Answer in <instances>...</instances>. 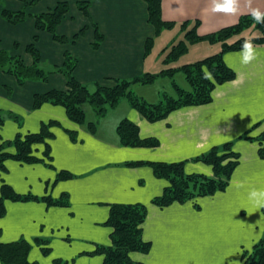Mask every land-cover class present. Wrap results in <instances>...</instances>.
I'll list each match as a JSON object with an SVG mask.
<instances>
[{
    "label": "crops",
    "instance_id": "1",
    "mask_svg": "<svg viewBox=\"0 0 264 264\" xmlns=\"http://www.w3.org/2000/svg\"><path fill=\"white\" fill-rule=\"evenodd\" d=\"M61 2L67 3L68 13L56 34L65 37L67 44L37 31L33 18ZM80 2L88 5L86 15L77 7ZM224 3L161 0V19L174 24L166 30L178 29L180 37V24L187 23L190 28L198 22L196 35L205 37L236 25L241 16L255 10L264 13V0H236L231 12L222 10ZM2 8L19 11L24 5L20 0H0V12ZM25 9V21L16 25L4 21L0 13V51L30 67L33 59L27 47L33 44L40 58L38 67L48 76L45 82L19 85L15 77L0 71V144L18 135L37 134L50 121L58 126L50 128L53 137L47 141L49 161L21 164L8 159L3 163L0 190L5 184L15 194L35 199L3 202L0 243L24 240L30 245L27 259L36 264H102L103 256L94 252L97 247L111 245L112 230L105 225L110 207L142 204L146 215L141 238L149 249L129 254L135 264H244L243 256L264 237V156H259L256 141L244 138L264 133V46H251L248 62L244 60L245 49L222 55L225 66L235 76L214 88L209 104L179 108L154 123L130 107L121 120L134 123L141 139H154L158 145L123 147L117 134L113 140L97 135L99 121L92 122L95 128L90 132L87 126L71 122L63 107L44 103L35 109L33 102L36 95L67 89L64 76L55 71L63 66L65 54L75 61V80L91 92L96 86L111 87L115 81L157 74L146 59L161 34L155 36L148 23L144 1L40 0ZM149 39L153 45L146 51ZM203 43L209 45L204 48V57L182 65L221 50L220 44H198ZM227 143L232 144L238 161L223 191L184 203H152L168 183L155 176L149 163L183 162L185 174L212 177L208 164L193 159ZM8 151L12 153L13 149ZM43 152L41 145L33 154L42 159ZM135 162L143 164L125 165ZM60 172L68 173L70 178L57 181ZM43 198L66 204L49 205ZM44 247L49 250L47 254L43 253Z\"/></svg>",
    "mask_w": 264,
    "mask_h": 264
},
{
    "label": "trees",
    "instance_id": "2",
    "mask_svg": "<svg viewBox=\"0 0 264 264\" xmlns=\"http://www.w3.org/2000/svg\"><path fill=\"white\" fill-rule=\"evenodd\" d=\"M23 2L24 8L19 11L1 9V17L11 25H16L25 21L26 9L40 0ZM147 7V21L154 28L155 36H159L164 30L171 29L174 24L167 23L161 19V0H143ZM78 9L86 15L88 5L85 2L77 4ZM68 13V5L65 2L58 3L49 12L34 15L35 29L44 31L52 35L53 40L60 44H67L65 37L56 34V28L60 25L63 17ZM189 24L183 23L179 27L183 31V39L171 45L165 65L175 63L187 53L189 46L206 41L210 44H220L221 50L215 55H211L192 64L179 67H168L157 74H143L127 81H115L111 87L96 86L94 91L80 84L73 77L75 61L65 54V61L61 68L55 69L62 74L66 81L65 91L52 90L42 95L34 97L33 107L37 109L44 103L59 105L64 108L67 118L74 124L81 126L85 122L83 106L89 104L95 120L98 122L109 109L115 108L120 101L126 100L129 106L135 110L142 118L149 123L163 120L169 113L182 107L201 106L209 104L212 100L211 93L215 87L234 79V72L225 66L222 55L229 51L244 49L247 42L251 46H264V21L257 22L253 14L241 16L236 25L224 28L218 32L198 37L196 29L198 22H194L190 28ZM247 35L246 37L244 35ZM76 36L72 39V41ZM99 38V37H98ZM97 40H100L97 39ZM33 42H36L34 37ZM97 43L93 45L95 48ZM153 45V40L146 42V51ZM27 52L31 55L33 63L26 67L19 58L11 57L6 51H0V71L15 77L19 85L26 81L45 82L48 73L43 72L39 67V54L34 45L27 47ZM176 72H181L188 84V90L181 89L174 84L177 91L176 97L163 96V99L150 104L137 97L130 89L133 84H152L157 77L173 76ZM2 119L0 117V124ZM58 126L54 121L43 124L37 134L18 135L12 141H4L0 144V171L4 170L5 160L12 159L21 164H37L50 160V150L47 141L53 137L50 128ZM95 123L89 125L88 129L93 132ZM116 134L119 143L123 147L131 148H153L158 145L154 139H141L138 127L128 121L121 120L116 127ZM247 140L256 141L259 145L258 154L264 156V133L255 138L244 137ZM44 146L43 158H38L33 154L34 147ZM9 148L14 151L7 152ZM194 161H201L212 168L213 176L191 174L187 175L183 171V162L180 163H149L153 168L157 178L166 180L168 186L163 194L153 200V204L166 206L172 203H184L196 198L213 195L223 191L228 184L230 175L237 165L238 155L233 152L232 144L227 143L220 148H212L208 153L201 155ZM143 163H127L126 166H138ZM47 166H51L49 163ZM70 175L60 172L57 181L67 180ZM35 199L31 196H19L15 194L7 185L2 184L0 190V217L4 214L5 200L24 201ZM49 205H65L63 201H53L50 198H43ZM264 215V207L262 209ZM146 207L142 204L112 205L106 226L112 230L109 247H97L94 254L103 256L102 264H135L131 261L130 253H145L149 249V244L141 238V225L145 220ZM30 245L24 240L12 243H0V264H36L29 262L27 257ZM43 253H48V248L44 247ZM244 264H264V237L253 247L249 254L244 256Z\"/></svg>",
    "mask_w": 264,
    "mask_h": 264
},
{
    "label": "rangeland",
    "instance_id": "3",
    "mask_svg": "<svg viewBox=\"0 0 264 264\" xmlns=\"http://www.w3.org/2000/svg\"><path fill=\"white\" fill-rule=\"evenodd\" d=\"M178 29L174 30H164L161 35L155 40L154 47H152L148 57L146 59L147 65L150 67L151 71L154 73H160L161 70H165L171 66H181L187 61H194L195 59L202 58L204 48H208L206 43L193 45L189 47L188 54L181 56L178 60V63H169L164 65L163 61L166 60L167 54L169 53V47L172 44L178 43L180 38L183 39ZM247 36L246 34L244 35ZM167 47V48H165ZM149 69V68H148ZM175 85H178L179 88L188 90L189 86L184 79V75L181 72H176L173 76H160L155 79L152 84L148 85H133L130 90L138 96L139 98L145 100L150 104H156L163 99L164 95H169L170 97H176L177 91L175 90ZM130 108L129 104L126 101H120V103L113 109H109L107 114H105L99 123L96 125L98 129L97 135L105 139L110 137L112 140L116 138L115 128L119 121L125 117L127 110ZM85 111V122L84 126H87V129L92 122H97L95 120V114L93 113L89 104H85L83 107ZM82 125V126H83ZM106 140V139H105ZM41 147V146H40ZM35 149V147H34ZM14 151V150H13ZM7 152H9L7 150ZM10 153V152H9Z\"/></svg>",
    "mask_w": 264,
    "mask_h": 264
},
{
    "label": "clouds",
    "instance_id": "4",
    "mask_svg": "<svg viewBox=\"0 0 264 264\" xmlns=\"http://www.w3.org/2000/svg\"><path fill=\"white\" fill-rule=\"evenodd\" d=\"M235 3H236V0H225V3L223 5H221V8H222V10L229 11V12L234 11L233 6ZM253 16L257 22L264 21V13H260L258 10H255L253 12ZM250 47H251V45L246 42L244 45V49H245V53H246L244 56L245 62H248V60H250L252 58L251 55L247 54ZM252 195L255 196L256 193L253 192Z\"/></svg>",
    "mask_w": 264,
    "mask_h": 264
}]
</instances>
